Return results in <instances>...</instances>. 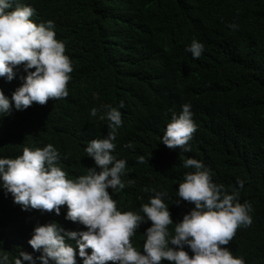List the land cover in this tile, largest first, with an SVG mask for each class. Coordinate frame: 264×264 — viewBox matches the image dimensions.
<instances>
[{
    "label": "trees",
    "instance_id": "1",
    "mask_svg": "<svg viewBox=\"0 0 264 264\" xmlns=\"http://www.w3.org/2000/svg\"><path fill=\"white\" fill-rule=\"evenodd\" d=\"M16 4L34 9V23L54 22L73 71L66 98L0 117V158L52 144L69 179L84 175L94 166L84 152L87 143L111 131L100 118L101 106L117 107L122 124L113 155L126 161L123 176L133 181L117 196L123 212L139 211L153 195L146 189H155L167 193L163 202L179 222L191 208L172 203L178 184L192 171L183 160L196 159L214 183L251 206V225L238 227L226 247L244 264H264V0H13ZM233 24L236 29L229 27ZM193 39L204 46L202 63L185 51ZM20 84L19 78H0V92L10 97ZM184 104L197 116L189 152L160 143L172 113ZM94 107L101 111L91 117ZM65 212V206L59 216L22 211L0 191V250L10 264L19 251L40 254L27 244L37 225L86 230L66 221Z\"/></svg>",
    "mask_w": 264,
    "mask_h": 264
},
{
    "label": "clouds",
    "instance_id": "2",
    "mask_svg": "<svg viewBox=\"0 0 264 264\" xmlns=\"http://www.w3.org/2000/svg\"><path fill=\"white\" fill-rule=\"evenodd\" d=\"M33 15L31 6H13V0H0V78L8 82L21 80L10 97L0 92V117L13 110L23 111L33 103L44 105L68 96L67 83L73 68L64 54V42L55 38L53 21L37 24L31 19ZM229 27L236 29L237 25ZM203 50V44L195 39L185 48L195 63L205 60ZM17 68L25 75L17 77ZM123 106L120 102L119 107ZM101 108L100 118L108 121L111 131L87 143L84 152L94 166L84 175L69 179L52 144L24 147L15 158H0V191L10 195L22 211L39 210L59 216L61 206H65L64 219L86 229L66 231L55 222L37 225L27 244L40 254L34 258L19 251L11 264H77V257L81 264H244L243 258L233 255L226 245L238 227L251 225V206L238 202L235 191L229 194L224 185L214 183L211 171L196 159L183 160L182 166L192 171L178 184L172 203L179 206L187 202L191 208L179 222H173L163 202L167 193L155 189H146L153 195L139 211L123 212L117 196L133 181L126 182L123 176L126 161L113 155L121 113L110 105ZM190 109V104H184L172 113L160 137L161 144L180 152L191 151L189 142L197 116ZM100 111L94 107L89 115L96 117ZM138 162L144 163V158L139 157ZM243 183L236 181L238 187ZM148 222L150 226L141 230V225ZM137 235L141 236L139 241ZM0 264H10L8 254L2 250Z\"/></svg>",
    "mask_w": 264,
    "mask_h": 264
}]
</instances>
